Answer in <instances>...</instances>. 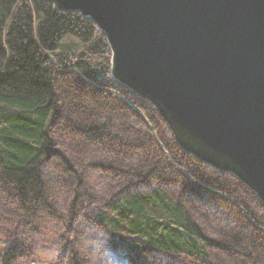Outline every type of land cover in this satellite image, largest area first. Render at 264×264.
<instances>
[{
	"label": "trees",
	"instance_id": "1",
	"mask_svg": "<svg viewBox=\"0 0 264 264\" xmlns=\"http://www.w3.org/2000/svg\"><path fill=\"white\" fill-rule=\"evenodd\" d=\"M111 55L104 32L80 12L57 9L53 0H0V181L12 201L30 209L52 205L43 170L54 163L73 186L68 213L96 193L100 203L84 207L120 252L141 264H264V203L236 175L185 152L176 139L168 146L151 118L156 108L113 78ZM58 85H66L73 105ZM115 117L122 126H113ZM102 141L113 151L98 152ZM85 158L95 160L86 164L88 171L97 167L100 191L87 173L78 177ZM229 203L249 231L246 224L235 228L238 217L224 210ZM225 215L231 230L208 234L203 221ZM4 254L15 255L10 248Z\"/></svg>",
	"mask_w": 264,
	"mask_h": 264
},
{
	"label": "water",
	"instance_id": "2",
	"mask_svg": "<svg viewBox=\"0 0 264 264\" xmlns=\"http://www.w3.org/2000/svg\"><path fill=\"white\" fill-rule=\"evenodd\" d=\"M104 32L115 80L264 203V0H53Z\"/></svg>",
	"mask_w": 264,
	"mask_h": 264
},
{
	"label": "rangeland",
	"instance_id": "3",
	"mask_svg": "<svg viewBox=\"0 0 264 264\" xmlns=\"http://www.w3.org/2000/svg\"><path fill=\"white\" fill-rule=\"evenodd\" d=\"M58 92L64 97H71L66 85H58ZM61 94H59L60 97ZM70 100L71 102H66V105L67 103L69 106L73 105V99L70 98ZM141 103L147 102L141 101ZM146 107L150 108V106ZM150 114L165 141L168 142L167 145H172L175 137L168 123L160 113L151 110ZM134 118L135 114L131 113L128 122L134 121ZM113 124V126H119V124L122 126L119 117L113 119ZM134 129L138 134H144L143 130H146L141 126ZM102 145L103 149H98V152L103 154L113 151L108 141L104 143L102 141ZM85 153L93 154L94 151H85ZM90 160L95 162L94 158L93 160L85 158L84 163H80L78 177L82 179L83 174L87 173L89 182L91 178L96 191H100L105 185L99 182L97 167L88 171L91 167L86 163ZM75 164L79 165L77 162ZM57 168V165L51 163L43 170L49 190L53 193L51 194L52 205L45 203L32 209L22 207L12 201L7 185L0 181V264H5L6 261L9 264H141L139 261L143 260L128 256L124 251L120 252V245L117 241L110 237L106 228L93 217V213L84 207L88 206L92 209L91 206L100 203L95 192L92 196L93 201L82 195L83 198L78 203L76 212L72 216L68 213L67 203L70 201L73 186L71 187L67 182L69 177L61 175ZM101 171L106 172L105 169ZM77 191L80 194L86 193L82 185L77 187ZM248 201L256 207L255 209H258L259 204L253 194L249 196ZM231 204L229 203L224 210L231 216L238 217L239 221L234 224L235 228L238 229L241 224H246L244 229L249 231L247 219L242 215L240 217ZM85 210L91 217H87ZM228 218L231 217L225 215L219 219L202 221L208 234L222 237L224 232L231 230L232 227ZM8 248L15 253L10 259H7L4 254ZM152 257L154 256H151L153 260Z\"/></svg>",
	"mask_w": 264,
	"mask_h": 264
},
{
	"label": "bare ground",
	"instance_id": "4",
	"mask_svg": "<svg viewBox=\"0 0 264 264\" xmlns=\"http://www.w3.org/2000/svg\"><path fill=\"white\" fill-rule=\"evenodd\" d=\"M111 58H112V55H111ZM110 68H111V60H110Z\"/></svg>",
	"mask_w": 264,
	"mask_h": 264
}]
</instances>
